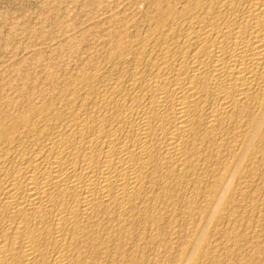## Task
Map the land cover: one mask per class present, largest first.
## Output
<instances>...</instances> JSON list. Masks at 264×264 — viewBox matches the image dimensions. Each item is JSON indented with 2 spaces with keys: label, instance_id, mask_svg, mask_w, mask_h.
<instances>
[{
  "label": "bare ground",
  "instance_id": "1",
  "mask_svg": "<svg viewBox=\"0 0 264 264\" xmlns=\"http://www.w3.org/2000/svg\"><path fill=\"white\" fill-rule=\"evenodd\" d=\"M149 4L0 109V264H264V0Z\"/></svg>",
  "mask_w": 264,
  "mask_h": 264
},
{
  "label": "rangeland",
  "instance_id": "2",
  "mask_svg": "<svg viewBox=\"0 0 264 264\" xmlns=\"http://www.w3.org/2000/svg\"><path fill=\"white\" fill-rule=\"evenodd\" d=\"M150 1L0 0V109L11 98L30 94L36 100L49 90L46 79L75 75L78 68L95 65L107 73L113 33L119 28L127 44L135 43L145 31L142 16Z\"/></svg>",
  "mask_w": 264,
  "mask_h": 264
}]
</instances>
